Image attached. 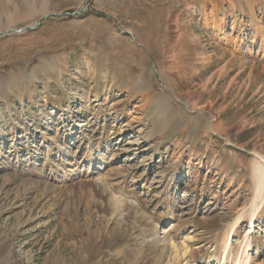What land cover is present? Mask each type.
Here are the masks:
<instances>
[{
    "label": "rangeland",
    "instance_id": "rangeland-1",
    "mask_svg": "<svg viewBox=\"0 0 264 264\" xmlns=\"http://www.w3.org/2000/svg\"><path fill=\"white\" fill-rule=\"evenodd\" d=\"M256 151L264 0H0V264H264Z\"/></svg>",
    "mask_w": 264,
    "mask_h": 264
},
{
    "label": "bare ground",
    "instance_id": "bare-ground-1",
    "mask_svg": "<svg viewBox=\"0 0 264 264\" xmlns=\"http://www.w3.org/2000/svg\"><path fill=\"white\" fill-rule=\"evenodd\" d=\"M220 30V29H218ZM179 34V33H178ZM137 74V73H136ZM141 77L137 76V79H140ZM84 123H78V126H83ZM210 127H214V123L210 122ZM257 161L259 163V166L261 168V179H262V185L259 187L258 195L256 196L254 203L252 205V214H251V224H254L256 222V215L257 210L260 207V202L264 199V155L257 152L255 153ZM263 169V170H262ZM188 175V174H184ZM256 213V214H255ZM237 219V218H236ZM235 219V223L230 226L229 229H234L236 225L239 223L238 221L241 220V215L238 217V219ZM243 221V220H242ZM240 221V223H242ZM172 219L170 218H164V221L162 222L161 231L156 230L154 232V239L160 241L162 245L166 248V253L162 252L163 254L160 255V258L157 262V264L161 263L163 258H167L165 264H176L180 263L182 260H187L190 262V264L194 263V250L192 249V242L194 241V238L191 235H173L171 228H168L166 225L171 224ZM238 222V223H237ZM252 226V225H251ZM159 228V227H158ZM187 235V236H186ZM230 235L225 238L224 243V251L221 255V258H219V262L217 264H254L253 256L249 255L250 252V235H246L245 243L243 244L242 251H240L239 255L236 257L235 251H234V245L233 240L230 239ZM201 263V262H200Z\"/></svg>",
    "mask_w": 264,
    "mask_h": 264
},
{
    "label": "water",
    "instance_id": "water-1",
    "mask_svg": "<svg viewBox=\"0 0 264 264\" xmlns=\"http://www.w3.org/2000/svg\"><path fill=\"white\" fill-rule=\"evenodd\" d=\"M46 17H48V16H46ZM41 22V21H40ZM4 34H6V32H4Z\"/></svg>",
    "mask_w": 264,
    "mask_h": 264
}]
</instances>
